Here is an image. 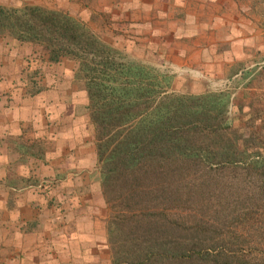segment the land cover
I'll return each mask as SVG.
<instances>
[{
  "label": "rangeland",
  "instance_id": "1",
  "mask_svg": "<svg viewBox=\"0 0 264 264\" xmlns=\"http://www.w3.org/2000/svg\"><path fill=\"white\" fill-rule=\"evenodd\" d=\"M0 2L61 8L85 21L123 60L148 73L154 91L146 112L173 96L198 117L208 113L212 125H233L239 114L249 124L259 114L264 127V0ZM33 50L42 53L29 43L0 47V114H7L0 123L10 130L1 136L0 174L8 157L12 165L11 180H0V256L9 241L27 264H112L82 77L66 58L27 64ZM33 69L44 87L29 94L26 72ZM246 218L244 226L252 221ZM250 241L238 242V254L264 264V240Z\"/></svg>",
  "mask_w": 264,
  "mask_h": 264
},
{
  "label": "trees",
  "instance_id": "2",
  "mask_svg": "<svg viewBox=\"0 0 264 264\" xmlns=\"http://www.w3.org/2000/svg\"><path fill=\"white\" fill-rule=\"evenodd\" d=\"M22 43L42 51L33 50L27 64L66 58L82 77L112 264H249L237 252L240 241L264 240L259 114L249 124L239 114L233 125H212L208 113L198 117L173 96L146 112L154 91L148 73L123 60L85 21L61 8L0 2V47ZM36 74L26 72L29 94L44 87ZM246 217L252 221L244 226ZM18 254L6 251L0 264H27Z\"/></svg>",
  "mask_w": 264,
  "mask_h": 264
},
{
  "label": "crops",
  "instance_id": "3",
  "mask_svg": "<svg viewBox=\"0 0 264 264\" xmlns=\"http://www.w3.org/2000/svg\"><path fill=\"white\" fill-rule=\"evenodd\" d=\"M5 115L7 116V114H2V116H1V114H0V116L4 119L5 118ZM3 123H4V126H3ZM3 123H0V142H1V140H2V138H1V136L2 135H4V134H7L10 130L7 128V124H6V122H5V120H4V122ZM7 156V155H6ZM3 157H5V156H3ZM8 157V156H7ZM9 158V157H8ZM6 159L7 161H6V163L2 166V168H1V174H0V180L2 181V182H8V181H10L11 179H10V176H11V167H12V165H11V162H10V158L9 159ZM5 159V158H4ZM8 197V196H7ZM4 245L6 246V248L7 249H9L8 251H10L11 250V247H13L14 248V246H16V243H11V242H9L8 241V243L6 244V243H4Z\"/></svg>",
  "mask_w": 264,
  "mask_h": 264
}]
</instances>
